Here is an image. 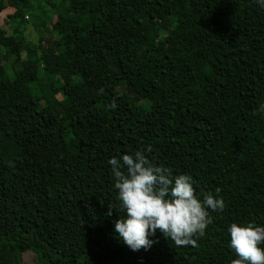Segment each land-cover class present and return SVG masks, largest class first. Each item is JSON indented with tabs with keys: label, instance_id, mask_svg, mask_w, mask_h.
I'll use <instances>...</instances> for the list:
<instances>
[{
	"label": "trees",
	"instance_id": "16d2710c",
	"mask_svg": "<svg viewBox=\"0 0 264 264\" xmlns=\"http://www.w3.org/2000/svg\"><path fill=\"white\" fill-rule=\"evenodd\" d=\"M4 14L0 264L28 252L35 264H232L231 224L264 226V8L0 0ZM137 151L191 176L199 200L223 199L197 246L157 230L150 250L133 252L114 232L124 213L108 161Z\"/></svg>",
	"mask_w": 264,
	"mask_h": 264
},
{
	"label": "clouds",
	"instance_id": "9594fccd",
	"mask_svg": "<svg viewBox=\"0 0 264 264\" xmlns=\"http://www.w3.org/2000/svg\"><path fill=\"white\" fill-rule=\"evenodd\" d=\"M264 8V0H256ZM264 113V104L259 108ZM151 151V148H148ZM117 190V205L124 217L114 222V232L133 252L148 251L158 241L149 239L157 230L176 247L197 246L212 223L209 210L223 211L222 198L211 193L199 200L192 177L173 176L170 169L156 166L140 151L108 161ZM221 190L216 189L219 193ZM113 206L108 205L107 215ZM230 247L238 257L232 264H264V226L231 224Z\"/></svg>",
	"mask_w": 264,
	"mask_h": 264
},
{
	"label": "rangeland",
	"instance_id": "374dc122",
	"mask_svg": "<svg viewBox=\"0 0 264 264\" xmlns=\"http://www.w3.org/2000/svg\"><path fill=\"white\" fill-rule=\"evenodd\" d=\"M6 14H4L2 16V18L0 19V24L3 25L4 28L7 29V23L5 22V16ZM29 16V15H28ZM29 24H28V28H27V32H26V37L29 38V41L34 42V43H38L39 39H40V35H38L37 31L35 30V28L37 27L36 22H34V20H32V18L29 16L28 18ZM9 36H12L13 32L10 30H7ZM50 37L47 36L45 38V40H49ZM47 43V41H46ZM48 45V43H47ZM8 63H11V61L9 60ZM73 148H75V144L72 143L71 144ZM37 261V257L34 253L32 252H28L26 254H24L23 256V264H35Z\"/></svg>",
	"mask_w": 264,
	"mask_h": 264
},
{
	"label": "built area",
	"instance_id": "2783aa9c",
	"mask_svg": "<svg viewBox=\"0 0 264 264\" xmlns=\"http://www.w3.org/2000/svg\"><path fill=\"white\" fill-rule=\"evenodd\" d=\"M26 18L28 19L29 17L27 16Z\"/></svg>",
	"mask_w": 264,
	"mask_h": 264
}]
</instances>
